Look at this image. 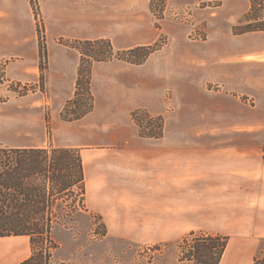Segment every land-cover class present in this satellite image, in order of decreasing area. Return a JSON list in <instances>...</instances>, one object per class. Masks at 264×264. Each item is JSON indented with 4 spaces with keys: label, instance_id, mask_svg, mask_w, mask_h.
<instances>
[{
    "label": "rangeland",
    "instance_id": "obj_1",
    "mask_svg": "<svg viewBox=\"0 0 264 264\" xmlns=\"http://www.w3.org/2000/svg\"><path fill=\"white\" fill-rule=\"evenodd\" d=\"M167 1L164 7L168 8L185 2H213L217 6L215 10H219L217 16L211 17L208 9L195 10L196 20L203 19L195 23L204 26L209 38H192L188 34L189 26L160 13V5L152 11L149 0H3V48L10 53L0 59V146L66 147L70 144L71 134L76 130L57 112L64 105L61 108L60 93L53 91L48 83L52 64L47 47L70 49L66 45L70 40L97 37L109 38L116 49L129 48L123 44L127 42L150 45L161 41L162 48L148 56L151 66L163 76L176 73L180 83L177 86H181L174 88L163 83L162 113L154 114L147 109L150 114L163 117V129L172 128L175 122L170 121L180 117L184 122L178 126L181 132L226 131L228 136L255 132L260 142L264 141V111L260 110L264 107V97L258 89H264V30L234 33L232 29L245 14L241 15L242 11L250 8L251 0ZM256 2L258 16L264 18V0ZM40 35L46 46L43 61L38 53ZM119 61L125 68L138 65ZM104 69L105 66L96 63L92 68L94 107L85 120L88 126L98 123L99 143H112L114 138L129 136L137 125L130 116L134 108L122 109L117 114L107 111V88L113 79ZM252 86L256 88L253 91ZM222 87L226 97L217 91ZM218 96H224L226 102L223 123H219ZM210 99L215 101V106L211 107ZM194 109L199 114L195 115ZM252 116L258 117V124H251L255 121L250 119ZM187 118L191 124L185 123ZM86 135L89 133L83 134ZM251 138L238 136L236 142L243 144ZM68 208L58 203L53 210L57 222L52 236L58 245L52 254L55 263L190 264L180 259L178 245L183 236L154 244H130L121 240L109 243L105 234H101L102 221L88 211L85 198L74 212ZM25 251L29 253V247ZM4 255L8 257L11 252L6 251ZM258 259L261 257L255 260Z\"/></svg>",
    "mask_w": 264,
    "mask_h": 264
},
{
    "label": "crops",
    "instance_id": "obj_2",
    "mask_svg": "<svg viewBox=\"0 0 264 264\" xmlns=\"http://www.w3.org/2000/svg\"><path fill=\"white\" fill-rule=\"evenodd\" d=\"M193 3L197 2L183 5ZM218 13L219 10L209 12L211 17ZM127 25L129 29L130 24ZM207 35L208 39L209 32ZM123 44L132 47L146 43ZM3 47V0H0L1 60L10 53L4 52ZM47 49L52 64L48 83L60 93L62 108L75 91L79 55L71 48ZM96 64L105 66L103 72L113 79L107 88V111L113 114L135 107L162 113L163 83L181 87L177 86L180 83L176 73L160 75L152 68L149 57L131 69L119 60ZM91 79L93 82V72ZM254 89L252 86L251 90ZM258 89L264 97V89ZM217 91L226 97L223 87ZM224 96H218L217 100L219 123L226 121ZM213 101H208L211 107L215 106ZM260 110L264 111V107ZM194 114H199L197 109ZM87 116L67 121L76 131L66 147L80 150L85 203L88 211L100 217L106 230L104 238L109 243L169 242L192 231L220 234L228 236V243L219 264H264L255 261L264 255V141L260 142L255 132L229 136L226 131L181 132L178 126L184 122L176 117L178 120L170 121L175 122L169 127L171 131L165 126L159 138L142 137L135 128L125 138L99 143L98 123L88 126ZM250 119L255 120L251 124H258V117ZM187 120L185 123L191 124ZM86 132L89 135L83 136ZM238 136L252 138L239 144ZM6 251L11 255L6 257ZM29 255L28 236L0 237V264H20Z\"/></svg>",
    "mask_w": 264,
    "mask_h": 264
},
{
    "label": "trees",
    "instance_id": "obj_3",
    "mask_svg": "<svg viewBox=\"0 0 264 264\" xmlns=\"http://www.w3.org/2000/svg\"><path fill=\"white\" fill-rule=\"evenodd\" d=\"M149 3L152 11L160 5L161 13L166 0H149ZM257 5L256 0L250 1L249 10L232 27L234 33L264 30V18L258 16ZM66 45L78 53L79 63L74 94L64 104L60 117L73 121L94 107L91 76L95 63L119 59L139 65L163 44L157 40L150 45L116 49L109 38L97 37L75 38ZM38 49L40 60H45L46 46L42 35L38 36ZM130 116L140 136H162L164 121L161 115H152L146 108L137 107ZM84 198L83 163L78 148L0 146V237L28 236L30 255L20 264H53L52 254L58 246L52 236L57 222L53 210L62 203L74 212ZM101 225V234H105V226L102 222ZM227 243L226 235L190 232L179 242L180 259L190 264H219ZM255 261L264 263V255Z\"/></svg>",
    "mask_w": 264,
    "mask_h": 264
},
{
    "label": "built area",
    "instance_id": "obj_4",
    "mask_svg": "<svg viewBox=\"0 0 264 264\" xmlns=\"http://www.w3.org/2000/svg\"><path fill=\"white\" fill-rule=\"evenodd\" d=\"M198 8L208 9L211 14H213L217 8L213 4V2H206L205 4H185L179 7H167L165 6L162 10V13L164 15H169L174 19L175 22L185 24L189 26V32L188 34L191 35L192 38L198 39V40H206L208 35L207 31L204 28V26H198L196 22H202L201 20H196L195 18V10H198ZM195 19V20H194ZM143 250V249H142ZM147 250L148 247H147ZM53 264H58L53 262Z\"/></svg>",
    "mask_w": 264,
    "mask_h": 264
}]
</instances>
